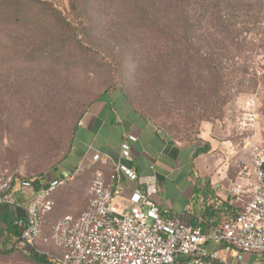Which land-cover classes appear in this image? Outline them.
Instances as JSON below:
<instances>
[{"label": "trees", "instance_id": "1", "mask_svg": "<svg viewBox=\"0 0 264 264\" xmlns=\"http://www.w3.org/2000/svg\"><path fill=\"white\" fill-rule=\"evenodd\" d=\"M67 1L68 14H63L51 0H0V57L16 55L26 61L32 60L34 64L25 74L43 79L45 70L38 67V59L57 58L58 54L65 59L73 50L87 52V57H91L90 52L96 51L98 46L105 53L99 54L102 56L99 60L113 63L119 73L129 64L127 70L132 86L139 95L136 100L131 99L122 85L112 80L113 83L78 116L58 167L71 154L80 119L104 95L118 92L140 117L162 130L161 117L154 108L161 85L168 88L176 83L184 107L198 110L196 119L199 120L213 114L215 104L219 103L215 100L217 90L223 94L220 104L224 106L233 90L242 93L246 89L243 86L245 76L251 79L255 76L249 64L235 65L249 44L252 48L248 47V51L261 43L264 47V0ZM99 36L104 40L102 45L95 42L100 40ZM17 37L27 42L20 50L13 44ZM255 41L259 43L257 46L252 44ZM201 77L205 82L200 81ZM121 78L122 75L118 80ZM209 104L211 109H199L200 105ZM162 122L167 125L162 130L165 136L176 142L171 134L176 133L177 127L173 122ZM199 135L181 144L190 146ZM209 150L208 144L197 147L192 157L205 155ZM91 169L92 173L97 169L108 172L107 168L92 165L78 172L77 178ZM42 178V174L29 178L33 190L41 187ZM195 196L215 198L208 176L196 180L192 198ZM215 203L207 206L211 213L206 217L204 228L208 231L242 211V206L228 202L215 206ZM180 219L193 226L199 224V219L190 222ZM10 232L18 241L20 229L12 225ZM16 250L17 247L11 245L0 248V254L8 255ZM29 258L36 264H57L34 249Z\"/></svg>", "mask_w": 264, "mask_h": 264}, {"label": "built area", "instance_id": "2", "mask_svg": "<svg viewBox=\"0 0 264 264\" xmlns=\"http://www.w3.org/2000/svg\"><path fill=\"white\" fill-rule=\"evenodd\" d=\"M257 114L254 99L245 102L237 117V132L252 153L250 165H243L237 178L230 181V196L242 204V211L233 219L204 228L206 219L193 226L167 210H161L156 197L158 179L151 173L138 175L130 167L115 162L109 155L92 152L91 165L97 169L87 188L88 203L76 218L65 215L52 225L50 242L59 249L57 264H175L180 259L190 264H213L218 252H208L207 244L220 245L226 252L241 254L264 252V150L255 141ZM128 141L135 137L128 136ZM121 159L130 161V146L123 142ZM89 167V166H88ZM79 165L73 174L84 170ZM132 182L133 204L123 209L116 202L121 197L123 180ZM38 190L31 180L18 171L0 165V206L24 210V216L13 221L20 229L19 240L34 248L42 238L43 218L49 214L54 201L52 193L67 183L66 178L40 179ZM29 192L31 200L25 203L19 193Z\"/></svg>", "mask_w": 264, "mask_h": 264}, {"label": "rangeland", "instance_id": "3", "mask_svg": "<svg viewBox=\"0 0 264 264\" xmlns=\"http://www.w3.org/2000/svg\"><path fill=\"white\" fill-rule=\"evenodd\" d=\"M51 1L63 14H68L67 0ZM99 37L100 40L95 42L102 45L104 40ZM13 44L17 46L16 50H20L27 42L17 37ZM252 44L259 43L255 41ZM262 45V43L256 45L254 50L248 51V47L252 46L249 44L244 56L236 60L235 66L249 64L254 70L253 79L250 76H245L243 79V86L246 89L242 93L233 90L224 106L220 104L223 94L217 90L215 100H219V103L215 104L214 112L209 114V118L197 120L198 110L192 106L184 107V99L179 95L175 82L168 88L161 85L156 100L148 91L149 96L155 100V111L161 117L159 118L161 129L167 127L161 124L162 121L173 122L177 128L176 133L171 134L172 138L179 144H184L195 139L203 127L210 128L211 138L218 142L228 141L229 149L234 147L239 151L236 156L238 159L236 168L250 165L252 153L246 148L245 141L237 132L235 122L244 111L246 100L254 99V111L258 118L255 141L264 150V47ZM99 48L95 47L96 52L89 47L93 50L90 52L91 57H87V52L73 50L65 59L59 54L57 58L38 59L36 61L38 67L45 70L46 76L43 79L25 74L34 64L32 60L26 61L16 55L3 54L0 57V165L18 171L28 178L42 174L43 179L47 180L46 178L58 167L57 164L65 154L71 129L78 116L90 101L113 83L112 80L118 81L131 99L136 100L139 92L132 86L130 72L127 70L129 64L122 73H119L113 63L99 60L102 58L99 54L104 53ZM121 75L122 78L118 80ZM200 81L205 82V78L201 77ZM199 109L209 110L211 106L200 105ZM231 154L232 152L225 153L224 159L227 162L232 159ZM229 165L234 168L232 164ZM92 172V169L86 170L77 178L79 190L75 196L86 204L89 198L86 193L93 176ZM68 187L67 185L64 188ZM71 201L69 194L65 193L55 204L53 210L44 219L42 238L34 248L19 245L18 250L11 254H0V264H36L29 258V253L33 249L56 261L60 256L59 251L54 244L44 242V239L49 238L52 225L74 205ZM130 205L132 202L127 199L121 206L126 208ZM236 205L242 206L241 203Z\"/></svg>", "mask_w": 264, "mask_h": 264}, {"label": "crops", "instance_id": "4", "mask_svg": "<svg viewBox=\"0 0 264 264\" xmlns=\"http://www.w3.org/2000/svg\"><path fill=\"white\" fill-rule=\"evenodd\" d=\"M209 129L203 127L199 139L192 145L185 146L169 140L155 125L140 117L118 92L102 96L80 119L69 158L46 178L47 180L67 179L66 185L58 187L52 193L54 207L66 193L69 194V200H72L71 203L74 205L63 216L70 215L76 218L84 211L86 202L82 199L78 200L75 196L79 190L77 179L79 173L73 174V172L79 165L90 168V157L95 151L109 155L115 162L130 167L138 175L150 174L152 166L158 179L159 193L156 200L160 209L167 210L185 221L206 219L211 213L207 206L213 202H216L215 206H222V203L227 202L230 205H236L239 202L234 201L230 196V181L237 178L236 175L240 170V167L236 168L235 165L239 151L234 147L229 149L228 141L218 142L211 138ZM129 135L135 137V141H128L126 138ZM123 142H128L130 146V161L121 159L120 149ZM205 144L209 145V152L193 158L194 150ZM227 152H232V159L228 162L224 159ZM229 164H232L234 168ZM204 176L209 177L214 199L211 197L203 199L202 196L192 198L196 180ZM67 185L69 187L64 188ZM133 186L132 182L123 180L121 197L116 200L120 206L127 199L133 204L131 195ZM30 195L29 192L19 193V197L25 203L31 200ZM23 216V209L0 206V248L24 245L20 240L16 241L10 232L13 221ZM40 240L38 239L35 245ZM206 249L208 252H218L219 260L213 264H264V252L251 254H241L235 250L226 252L222 246L210 243L206 245ZM175 264L190 263L180 259Z\"/></svg>", "mask_w": 264, "mask_h": 264}]
</instances>
